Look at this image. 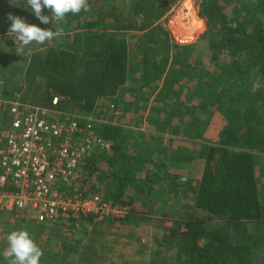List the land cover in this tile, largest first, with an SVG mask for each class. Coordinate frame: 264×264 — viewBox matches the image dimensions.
I'll list each match as a JSON object with an SVG mask.
<instances>
[{
	"label": "trees",
	"instance_id": "16d2710c",
	"mask_svg": "<svg viewBox=\"0 0 264 264\" xmlns=\"http://www.w3.org/2000/svg\"><path fill=\"white\" fill-rule=\"evenodd\" d=\"M177 1L88 0V12L69 13L53 23L56 31L70 37V43L39 46L27 57L25 95L20 100L63 113L109 112V101L128 78L127 34L135 40L146 38L147 51L138 69L139 91L153 95L152 113L171 114L165 123L177 121L158 132L165 123L153 116L147 120L157 128L151 137L158 145L152 150L148 141L131 148L125 142L127 130L108 117L106 124L98 125L104 151L83 166V192L128 208L126 219L107 223L110 226L136 228L151 223L155 215L171 223L159 245L163 250L152 253L150 264H264V188L257 169L264 156V89L252 88L255 77L264 81V0H196L205 25L196 44L205 45L201 50L216 73L202 74L197 88L203 94L187 92L185 102L180 101L183 80L191 77L193 68H205L192 63V57L174 55L171 64L177 68L158 87L165 69L157 61L162 51L151 37L160 31L155 25ZM1 8V15L9 10ZM44 12L52 15L48 9ZM36 26L41 28V24ZM228 92H233L234 106L226 110L232 119L220 143H198L204 131L198 124L200 117L208 119V110ZM54 98L58 99L55 106ZM156 104L162 108L156 109ZM198 161L202 165L193 184L181 183L171 172L172 166L191 167ZM170 200L179 204L178 209L174 203L169 207ZM140 205L144 212L138 211ZM42 225L32 232L35 242L43 235ZM53 227L62 229L61 225ZM57 244V254L52 248L40 264H72L81 240Z\"/></svg>",
	"mask_w": 264,
	"mask_h": 264
},
{
	"label": "rangeland",
	"instance_id": "374dc122",
	"mask_svg": "<svg viewBox=\"0 0 264 264\" xmlns=\"http://www.w3.org/2000/svg\"><path fill=\"white\" fill-rule=\"evenodd\" d=\"M116 1L125 2L127 0ZM20 3H25V0L0 1V7H3L1 8L2 10L4 8L9 9L7 10V12L4 11L5 13H3V15H1L0 12V76L2 77L4 82L3 86L0 87V95L4 94L7 98L19 99H21L25 95L23 69L26 64L25 62L27 60V57H29L32 51L34 52L39 46L44 49L48 46L63 45L65 43L71 42L70 37L66 38L65 35L60 33V35L53 40L49 42L46 41L45 43L47 44L45 45L32 43L27 48H25L23 53L19 52V42L16 41L14 34L8 32V29L10 27V21L8 20L9 14L20 17L29 25H35V23H37L41 24L42 29H50L52 31H56L57 29V25H54L51 22L47 25L42 24L33 14L29 12L30 9L29 11L25 9L26 4H24V6H19L18 4ZM42 14L51 16V14H48L46 12L43 13V10ZM228 15L229 17H231L230 13H228ZM155 26V28L160 31H156L157 34H153L151 37L152 40H154L155 43L159 45L158 49H161L162 51V54H158L157 61L159 62L161 67L163 66L165 69V74L160 80L161 82L157 84L158 87L161 86L164 77L167 76L166 74L171 70H176L177 68L175 66H172L171 64L173 56L186 55L189 58L192 57V63L193 61L196 63H202V67H204L205 69L202 71H195L194 69L196 68H193V70L190 71L189 75L191 77L189 79L185 78L182 82V93L180 95V101L185 102V95L187 92L194 94L196 93V91H199L200 95L203 94L204 90L197 88L200 87V79H202V74L208 73V70L211 73H216V71H212L215 66L212 65V63H209V58L206 56V54H204L205 52L201 50L205 45L201 43L196 44L199 35L205 30L204 19L198 14L196 0H178ZM126 39L128 43H130V47L128 50L129 73L125 85L116 95V103L120 108H122L121 116L118 118L113 117L111 123L115 125L117 124L123 129L127 130L128 133L124 134L125 142L130 145L131 148L135 145L141 146L143 145V143L147 144L148 141L150 148L152 150H155L157 148L158 142L155 138H152L151 135H153V133L157 131V128L153 126V123H147V120L153 116L154 118H152L154 120H158L159 123H165V119L169 117L168 115L171 114L162 111L159 116H157L156 114L158 112L156 110H153L152 113V104L154 102L153 95L144 90L139 91L140 74L138 69H140V63L143 59L142 53H144V51H147V46H145V42L147 41V39L143 38L142 36L140 39H131L129 38V34H127ZM131 44L135 48H133ZM173 45H177L179 48H173ZM197 49H199V51H197ZM165 55H168V59L166 61H164ZM221 59L225 62L226 58L223 57ZM252 81L255 85L254 87H252L253 89L256 88L257 91L264 89V81L259 82L256 77ZM232 97L233 92L226 93L224 99L220 104L208 110L209 114H211L208 119L205 117H200V123L198 124L204 131L198 143H206L207 145H217L220 143L223 130L228 125L230 119H232L231 115L226 112L229 106H234ZM195 98L197 97L195 96ZM195 101L197 102L198 100L195 99ZM155 108L161 109L162 106L160 104H156ZM103 114L106 115L107 119L108 117H112L108 112H103ZM176 121L177 118H173L172 120L167 121L163 126L164 128H162L158 132L165 129H170L173 124L176 123ZM182 139L186 141L187 137L183 135ZM1 145L2 144L0 143V146ZM201 165L202 162L198 161L191 167L172 166L171 172L180 177L182 181L181 183L192 181L193 184L194 182H196L195 179L198 177ZM257 169L264 188V174L260 175V171L264 170V156H261V158L259 159ZM164 194L165 192H163V195ZM172 201L170 200L169 207L173 205L172 203L174 202ZM177 205L179 204L174 203L173 207H177L178 209ZM143 209V205L138 206V211L144 212ZM155 216H152L153 219L151 223H144V226L153 227V230L150 229V233L153 236L150 237L147 234V236L150 237L151 247L147 250V253L145 255L149 257L152 254L154 245H156L157 243H159L160 245L163 233H166V231L168 232V230L171 229H168L169 227H171V223L166 224ZM36 226H39V224L19 214H8L0 217V261H2L3 264H8V261L3 260L2 255L7 248L8 233L13 230L27 229L34 239L32 232L34 229H36ZM42 226L43 235H40L37 238L36 242V244L44 252V255L41 258L45 257L47 253L52 252V248L54 250V254L56 255L57 248L55 245H58L57 243L59 242V240L64 241L66 239L67 241H73L81 239L79 231L81 228L74 229V231H65L64 229L53 227L51 225ZM56 235L58 237H56ZM51 237H54L53 241H50ZM141 237L142 236H139V239H141ZM146 242L147 241L145 240V244ZM156 250H158V248ZM160 250H163V246H161V248L159 247V251ZM122 254L125 255L123 252ZM75 257L73 258L72 256V264H78V259H75ZM150 259L151 257L149 258V260ZM140 260L141 259H138L136 261Z\"/></svg>",
	"mask_w": 264,
	"mask_h": 264
},
{
	"label": "built area",
	"instance_id": "2783aa9c",
	"mask_svg": "<svg viewBox=\"0 0 264 264\" xmlns=\"http://www.w3.org/2000/svg\"><path fill=\"white\" fill-rule=\"evenodd\" d=\"M108 110L121 116L113 102ZM106 122L103 113H63L0 95V217L19 214L65 231L88 220L124 221L127 207L83 192V166L104 151L98 125Z\"/></svg>",
	"mask_w": 264,
	"mask_h": 264
},
{
	"label": "clouds",
	"instance_id": "9594fccd",
	"mask_svg": "<svg viewBox=\"0 0 264 264\" xmlns=\"http://www.w3.org/2000/svg\"><path fill=\"white\" fill-rule=\"evenodd\" d=\"M25 4V9L27 11L30 9L29 12L45 25L50 22L52 24L61 22L69 13L76 15L82 11L88 12L90 10L88 0H25ZM43 9L50 10L52 15H43ZM8 20L10 21L8 32L15 35L21 53L32 43L43 45L46 41H51L60 35L58 30H46L36 25H29L20 17L11 14L8 15ZM116 97L111 99L109 103L115 102L116 106L119 107L116 103ZM2 255L3 260L8 261V264H40L44 252L36 244L27 229H20L8 233L7 248ZM0 264L3 262L0 261Z\"/></svg>",
	"mask_w": 264,
	"mask_h": 264
},
{
	"label": "crops",
	"instance_id": "0c3cea01",
	"mask_svg": "<svg viewBox=\"0 0 264 264\" xmlns=\"http://www.w3.org/2000/svg\"><path fill=\"white\" fill-rule=\"evenodd\" d=\"M79 228H81L79 230L81 248L75 257L78 259V264H112V262L113 264H150L151 256L145 254L151 247L150 237L153 235L150 233V229L153 230V227L144 226V224L136 228L133 226L119 227L84 222L80 224ZM139 236H142L141 239ZM158 245L159 243L154 245L152 253L159 250ZM157 248L158 250H156ZM138 259L141 260L136 261Z\"/></svg>",
	"mask_w": 264,
	"mask_h": 264
}]
</instances>
